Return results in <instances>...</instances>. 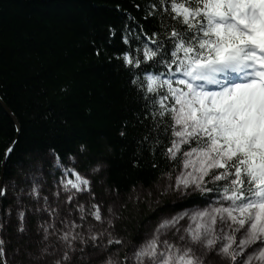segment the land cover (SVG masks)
Returning a JSON list of instances; mask_svg holds the SVG:
<instances>
[{"label": "snow or ice", "instance_id": "obj_1", "mask_svg": "<svg viewBox=\"0 0 264 264\" xmlns=\"http://www.w3.org/2000/svg\"><path fill=\"white\" fill-rule=\"evenodd\" d=\"M132 8L139 15L117 5L125 21L107 27L106 43L119 36L122 46L108 56L126 83L119 135L131 128L132 166L144 160L159 174L128 199L147 206L154 226L135 236L118 227L127 208L119 189L99 197L76 158L66 165L53 149L59 176L48 195L43 174L29 176L42 164L17 165L20 183L31 179V207L21 206L24 187L14 201L20 264H264V0H132ZM92 44L99 57L105 45ZM105 167L98 161L91 173ZM8 192L0 178V200ZM12 211L0 210V264ZM29 212L38 243L25 227Z\"/></svg>", "mask_w": 264, "mask_h": 264}, {"label": "trees", "instance_id": "obj_2", "mask_svg": "<svg viewBox=\"0 0 264 264\" xmlns=\"http://www.w3.org/2000/svg\"><path fill=\"white\" fill-rule=\"evenodd\" d=\"M117 5L139 15L132 0H0V98L21 129L11 158L0 167V176L3 173L4 184L9 185L0 210L13 209L11 224L3 233L8 264H20L23 259L17 249L23 243L17 239V211L23 205L31 207L26 196L31 179L20 183L17 165L27 169L29 158L34 162L38 157L54 156L53 149L66 165L70 156L75 157V167L83 174L103 161L106 167L91 179L97 195L105 199L110 195L107 190L118 188L120 200H128L134 186L147 187L159 175L144 160L141 167L132 166L136 147L132 129L126 138L119 135L129 116L126 83L108 56L122 46L119 36L113 38L114 43H106L107 27L120 29L125 21ZM93 40L105 45L99 57ZM15 135L16 127L0 105V162ZM44 173L47 183L41 194L48 195L54 190L52 178L59 173ZM12 177L19 184L15 191L10 186ZM21 187L25 195L17 206L15 196ZM111 199H116L114 194ZM128 206L118 211L125 216ZM152 217L142 213L118 227H126L133 236L143 235ZM35 226L29 212L25 227L38 243Z\"/></svg>", "mask_w": 264, "mask_h": 264}, {"label": "rangeland", "instance_id": "obj_3", "mask_svg": "<svg viewBox=\"0 0 264 264\" xmlns=\"http://www.w3.org/2000/svg\"><path fill=\"white\" fill-rule=\"evenodd\" d=\"M33 163H35L37 165L42 164L43 167L39 168V171H37L36 168L31 169L29 171V176L35 175L37 177H41V174H43L42 177L45 178V173L44 172H46V173L48 172L51 175H53L54 173H59V171L54 167L55 158L52 155H46V156L40 157V158L38 157L36 160H34ZM86 174L89 176L90 179H91L92 176L93 177L95 176V174L91 173V170L88 171ZM52 180H53V178H52ZM130 195H133V197H134V193H131ZM127 201H128L127 205L129 204L128 210L125 213L127 221H129L132 216L133 217H138V216L140 217V215H142V213L151 214L149 212L147 206H145V205H141L139 208H137L136 201H135L134 198L131 199V200L128 199ZM150 220H153L152 224L149 223ZM154 220H155V218L152 217L151 219H149L147 221V223L145 224V227H143V230L145 231L144 234L145 233H150L151 228L154 226ZM210 264H215V260L211 261Z\"/></svg>", "mask_w": 264, "mask_h": 264}, {"label": "water", "instance_id": "obj_4", "mask_svg": "<svg viewBox=\"0 0 264 264\" xmlns=\"http://www.w3.org/2000/svg\"><path fill=\"white\" fill-rule=\"evenodd\" d=\"M0 105L2 106V108L4 109V111L7 113V115L10 117V119L12 120V122L14 123L16 129L19 128L20 129V124L18 119L16 118V116L14 115V113L6 106V104L2 101V99L0 98ZM19 132L16 131V135L14 137L15 140H17ZM12 143V142H11ZM3 172V171H2ZM0 178L3 179V173H1Z\"/></svg>", "mask_w": 264, "mask_h": 264}]
</instances>
